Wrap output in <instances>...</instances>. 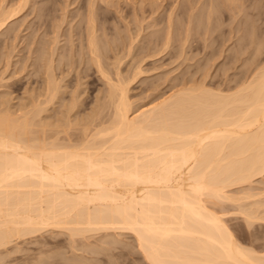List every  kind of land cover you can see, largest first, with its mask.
Returning a JSON list of instances; mask_svg holds the SVG:
<instances>
[{"label": "bare ground", "instance_id": "bare-ground-1", "mask_svg": "<svg viewBox=\"0 0 264 264\" xmlns=\"http://www.w3.org/2000/svg\"><path fill=\"white\" fill-rule=\"evenodd\" d=\"M11 1L13 4L16 2V0ZM30 1L19 0L16 6L12 5L8 8L12 4L10 2L7 4L8 9L4 8L6 4L3 8L0 5V35L11 29L9 26L12 24L11 20L30 4L28 3ZM79 1L82 2V0ZM90 1L88 0L87 3L92 5L89 4V8L86 6L87 15L84 13L86 15L85 29L82 26V30L78 27L79 31L78 28L77 30L73 28L76 31L71 29L69 34L65 31H63L64 34H60L59 29L55 31L57 26L54 24L53 29L56 34L53 35L54 38L52 37L53 41H49L50 47L47 44L44 46L48 43V39L45 42L44 40L39 42L37 39L43 44H40L39 48L36 47L34 52L37 56L31 57L39 58L38 62L32 61L34 65H37L36 68L42 70L44 77L43 74H39L37 68V74L43 77V84H40L42 88L38 93L35 88L36 94L31 96V99L28 98L30 95H27L26 98L30 99L28 100L30 104L27 102L18 108H13L6 98H3L4 101L0 103V264H47V261L43 262V257L32 255L33 253L24 256L12 255L23 250L22 246H19L22 243L19 242L20 240L27 236L39 235L47 230L52 232L66 230L65 232L69 233V238L72 240L76 239V236L85 238L100 231H128L134 235L138 249L151 264H264V253L260 254L261 252L255 251L254 248L246 247L237 241L233 230L226 223L227 220L213 209L216 207L213 205L218 203L251 199L247 204L239 203L238 210L243 214L247 224L256 220L264 221V188L259 187V190L254 191L257 188L251 187L257 176L264 175V0H208L207 2L204 0L202 4H200L201 0H185V3H182L185 6H181L183 9L181 8L179 13L176 10L180 9L181 2L178 4V0H174V2L171 1L172 3L169 1L171 5L169 4L164 15L159 12V8L164 4L160 3V0V2L135 0L133 1L135 6L130 7L133 15L131 12L129 14L133 17V21L136 19L140 22V24L138 22L139 25L134 23L138 28L132 25V27L135 26L136 32L133 33L134 29L130 28L131 25L127 22L130 32L127 29V34L126 26H123L121 28L125 29L123 30L127 35L122 34L123 36L119 37V34L118 36L116 34L114 39V34L111 32L110 36L113 35V38H109L110 40L106 38L109 34H104L107 30L105 26L110 24L104 25L99 19L98 22L101 24L97 22L98 15L95 10L98 11L96 8L100 4L95 7V1L93 3ZM102 1H105L106 5L110 3V8L112 5L118 7L117 1ZM47 2L50 0L45 1L46 5ZM74 2L76 3V0L71 4L73 5ZM126 2L128 3V0ZM203 3V7L208 6L206 7L208 10L205 9L207 21L209 18L212 20L211 28L208 27L211 32L207 28L208 23L206 22L207 25H205V20L202 22L204 18H200L201 12H197ZM1 4L4 5V1ZM37 5L35 4L36 8ZM106 5L104 4V7ZM59 7L62 9V5ZM115 9L117 11V8ZM44 10L41 8V11ZM57 10L55 12H58ZM103 10L106 12V9ZM31 12L30 10L29 14ZM47 12L50 13L46 10ZM118 12L116 13L119 15ZM123 14L125 15V12ZM37 18L35 20H38ZM147 18L148 22L149 18L153 22L150 21L144 26L143 20ZM179 19L182 20L181 24ZM10 21L11 24H9ZM72 21L75 23V20ZM103 21L105 22L104 19ZM110 21L107 20V22ZM130 21L133 22L132 19ZM114 22L115 20L112 24ZM78 23L80 24V20ZM202 23L203 26L200 28L205 25V31L204 28L200 31L199 26ZM47 24L49 28V23ZM114 24L116 25V22ZM159 24L160 28L157 27ZM63 25L66 24L61 26ZM41 27L43 28L42 25ZM116 27L118 26L114 28ZM152 28L153 30H150ZM36 30H33L34 33ZM98 30L103 31L106 37H101ZM197 30L203 32L202 35L208 33L213 35V38L212 36L210 38L215 46L214 48L211 46L213 49L211 57L223 60V66L218 68L217 72L214 71L217 74L214 79L212 78V81L215 80L213 87L206 88V85L199 84L200 82L198 85L191 84L192 81L195 83V79L189 82L192 86L188 84L189 87H184L185 77L182 88H177V91L168 95L164 93L166 96L162 93L159 94L160 96L151 98L148 105L146 104L147 107L134 108V102L132 103L128 94L130 84L138 81L140 77L143 79L147 71H152L149 63L163 62L166 55L171 57L169 58L171 62L173 58L176 60L184 57L185 44ZM48 33L52 34V30ZM61 35H65L67 39L65 44H68V41L71 43L69 47L70 44L64 45L66 52L62 44L58 47ZM74 35L77 36L78 43L73 40ZM29 36L26 40L30 41L32 39H28ZM200 37L203 38V36ZM205 37L207 38V35ZM191 39L194 40L195 37ZM74 42L78 49L75 48L77 46ZM26 43L30 49L32 45L29 46L30 42ZM192 43L196 44V41ZM194 46L196 45H193V48ZM188 47L191 46H186ZM60 49L61 54L66 53L62 55L65 56L66 61L62 59V62L59 59L60 62L57 60L59 63H56L55 57L61 56L55 55V52L58 53ZM190 49H188L189 53H191ZM76 50L79 52V54L76 52L80 58L78 62L75 58L73 59L75 52H72ZM46 51L47 55H45ZM28 52L31 53V50ZM67 53L70 55L68 56ZM204 56L203 58L208 55ZM185 57L186 61L189 55L188 58ZM191 57L192 55L189 59L193 61L200 60ZM5 58L8 57L5 56ZM110 58L114 59L111 63H109L110 60L107 61ZM127 59L128 62L132 61L128 76L121 69V64ZM220 60H217L218 65L222 64ZM80 61L81 64L86 62L87 66L92 64L95 70H91V66L84 65L83 70L76 69ZM73 63L78 65L75 66ZM147 63L149 70L148 68L145 70L146 67L144 69ZM155 63H153L154 66ZM110 64L112 68L109 67ZM203 66L200 68L204 71ZM65 67L68 68L66 72ZM89 68L90 72L95 71L100 75L97 79H101V82L102 79L105 81H103L104 86L101 84L106 88L102 95L103 101L101 102L97 93L99 96L97 100L100 102L94 100L97 102L95 108L87 104V108L93 109L92 113H88L89 116L86 117L76 118L75 116L72 119L71 113H74L75 109L77 110L76 107L81 104L78 91L75 89L69 102L62 104L63 116L56 121L52 120L54 122L48 121L49 118L46 120L43 114L51 109L55 101L59 99V95L63 98L62 87L65 77L73 72L72 69L77 70L76 76L73 75L75 77H78V71L84 73L86 70V75H83L85 79ZM79 69L82 68L79 67ZM165 74L163 76L167 81ZM156 75L153 76L158 77ZM207 76L204 75L205 78ZM179 79L177 81L180 83ZM155 80L157 79H154V82ZM75 85L72 86L77 87ZM150 85L151 87L146 86L148 88L159 86L151 83ZM169 88L172 89V87ZM157 89L161 91L163 88L155 90ZM146 91L148 92V89ZM155 92L152 94H156ZM58 101L62 102V99ZM48 114L49 111L46 115ZM54 116L57 117V115ZM244 184L248 188L243 196L229 194V188ZM41 244L37 249L44 252L45 243ZM90 244L86 243L87 246ZM97 251L99 250L93 249V252ZM78 262V258H73L66 264ZM85 262L83 263L86 264Z\"/></svg>", "mask_w": 264, "mask_h": 264}, {"label": "rangeland", "instance_id": "rangeland-1", "mask_svg": "<svg viewBox=\"0 0 264 264\" xmlns=\"http://www.w3.org/2000/svg\"><path fill=\"white\" fill-rule=\"evenodd\" d=\"M3 1H4V5H2L1 3H3ZM0 0V5L2 6H0L1 8H3L4 6H5V4H6V7H4L5 9L7 8V4L8 3H10V2H12L11 0ZM17 1H18V3H19V0H16V2L13 4V2H12V4L8 7V8H10L12 5H14V6H16L15 4L17 3ZM36 3H35V2ZM31 0L30 2H28V3H30V4H28L27 6H25L24 7V9H22L23 10V12H22V10L18 13V15H16V17L14 18V19H12L11 21H12V24H11V21H10V23L9 24H11V25H9L10 27H11V29H10V27L8 28V29H10L8 32L7 31H4L5 32V34H3V33H1V35H0V82H2V83H0V94H1V97H0V103L2 102V100L4 101V99L6 98V100H8L7 102H9V104H10V106H13V108H18L20 105H23L24 103H27V104H30V101H28V100H30L32 97L31 96H33V95H35L36 94V92L38 93V91H40L41 90V85L43 84V77H44V74H43V72H42V70L41 69H39L38 67V69H39V74L41 73V75L43 76H40V75H38L37 73V68H36V64L34 65V63H33V61L34 62H38V59H35V58H33V57H36L37 55V53L36 52H34L37 48H39V45L41 44V43H39L40 41L39 40H42V42H43V40H44V42L48 39V43H45V45L44 46H46V44H47V46L48 47H50L48 44H49V41L51 42V41H53V38H54V34H56L55 33V31H58V30H56V29H59L60 31H59V33L61 34V33H67V34H69L70 33V30L72 29L73 31L76 29V28H80V30H82V26H83V28L85 29V26H86V23L84 22V21H86V15H87V12H88V6H90V5H92L91 3H87L88 2V0L86 1L85 0V2H84V0H82V2L81 1H79V0H76V3L74 2L73 3V5L71 4L74 0H72V2H71V0H66L67 1V3H66V1H61V0H55V1H58V2H53L52 0H50V2H47V5L45 4V1L46 0H44V2H43V0ZM38 1V2H37ZM39 1H40V3H39ZM48 1V0H47ZM59 1H61V2H59ZM90 1V0H89ZM92 1V3L95 1V3H96V5H95V7H97L98 6V4H100L96 9H98V11L97 10H95L96 12H97V15L98 16H100V15H102L103 13V17L106 15V13H107V15H108V13H109V18L107 17V15L103 18L102 16H100L99 18H98V16H96L97 17V22L100 20V22L101 23H104V25L105 24H110V25H106L105 26V28L107 29L105 32H104V34L105 35H107V34H109V36H110V33L111 32H113L112 34H114V39H115V35L117 34V36H118V34H119V37L120 36H123L128 30H129V32H130V28H132V29H134V31H133V33L134 32H136L135 30H136V28H138L137 27V24H138V22L139 21H136V19H134V21H133V17L129 14L130 12H131V8H133L134 6H135V0H128V3L126 2L127 0H114L115 2L117 1L118 3V7H116V6H114V5H112L111 6V8H110V3L108 4L107 3V5H106V2L105 1H102V0H91ZM90 1V2H91ZM123 1V2H122ZM134 1V2H133ZM161 1V2H160ZM158 0V2H160V3H164V4H162L161 6L163 7H161V8H159L160 10H159V12H161V13H163V14H161V15H164V14H166V12H167V9L169 8L168 6H169V4L171 5V3L172 2H174V0ZM169 1L171 2V3H169ZM183 1V2H182ZM178 0V4H180V2H181V4L179 5L180 6V9H177L176 11H178V13L183 9L182 7H183V5L185 6V4H183L182 5V3H185V0ZM202 1H204V0H201V3L200 4H202ZM208 0H206L205 2H207ZM7 2V3H6ZM34 2V4H31V3H33ZM45 4H43V3ZM52 2V3H51ZM69 2H71V3H69ZM83 2H84V4H83ZM99 2H101V3H99ZM104 2V3H103ZM168 2V3H167ZM60 3H61V5H62V9H61V7H59V6H61L60 5ZM94 3V4H95ZM102 3H103V6H101L102 5ZM130 3V4H129ZM35 4L37 5V8H38V6H39V9H37L36 8V6H35ZM41 4H43V6L41 5ZM69 4V5H68ZM83 4V5H82ZM90 4V5H89ZM93 4V5H94ZM104 4L106 5L105 7H104ZM199 4V5H200ZM18 5V4H17ZM59 5V6H58ZM76 5V6H75ZM108 5H109V8H108ZM130 5V6H129ZM64 6V7H63ZM78 6V7H77ZM88 8H87V7ZM121 6V7H120ZM128 7V9H127V7ZM132 6V7H131ZM166 8H165V7ZM182 6V7H181ZM201 6H202V8H201ZM204 6V3H203V5H200L199 6V8H200V10L198 9L197 10V12L198 13H200L201 12V14H200V18L202 19V18H204L203 20H202V22H204V20H205V22H204V24L205 25H207V23H208V26H207V28L208 27H210V26H212L211 25V23H212V20H211V18H209V20L207 21V19H206V13L205 12H207V8H208V6L206 5L205 7H203ZM54 7V8H53ZM56 7V8H55ZM58 7V8H57ZM94 7V6H93ZM103 7V8H102ZM117 8V11H116V9L115 8ZM131 7V8H130ZM207 7V8H206ZM0 8V9H1ZM7 8V9H8ZM26 8V9H25ZM31 8H33V9H31ZM41 8L45 11H41ZM60 8V9H59ZM64 8V9H63ZM69 8V9H68ZM76 8V9H75ZM101 8H102V10L103 9H106L105 11L106 12H104V10H103V13H101ZM113 8V9H112ZM130 8V9H129ZM164 8H165V10H164ZM179 8V7H178ZM182 8V9H181ZM32 11L31 12V14H29L30 13V10ZM58 9V10H57ZM115 9V10H114ZM121 10V11H119V10ZM205 9H207V10H205ZM29 10V11H28ZM37 10V11H36ZM46 10H48L50 13H46ZM55 10H57L58 12H55ZM61 10V11H60ZM65 10V11H64ZM75 10H77V12L75 11ZM101 10V11H100ZM108 10H111V11H108ZM129 10V11H128ZM33 11H34V14H33ZM36 11V12H35ZM64 11V12H63ZM69 11V12H68ZM118 12L119 13V15L116 13V12ZM125 12V15L123 14L124 12ZM133 11V10H132ZM202 11H204L203 13H202ZM37 12H39V13H41V14H44L42 17H40L41 16V14H39V13H37ZM60 12H61V14H60ZM76 12V13H75ZM82 12V13H81ZM98 12H100V13H98ZM112 12V13H111ZM121 12H123L122 13V16H120L121 15ZM47 15H46V14ZM65 13H67V15L65 14ZM70 13H73V14H70ZM78 13H80V14H78ZM86 15H85V14ZM111 13V14H110ZM177 13V12H176ZM198 13H197V15H198ZM204 13H205V15H204ZM28 14V15H27ZM62 14H63V16H62ZM77 14V15H76ZM127 14V15H126ZM129 14V15H128ZM131 14L133 15V13L131 12ZM195 14H196V12H195ZM38 15H40V16H38ZM50 15V16H49ZM52 15H53V17H52ZM76 15V16H75ZM111 15V16H110ZM116 15V16H115ZM38 18H37V17ZM48 16H49V18L51 19V20H47V19H49L48 18ZM69 18H68V17ZM80 16V17H79ZM82 16H84V17H82ZM118 16V17H117ZM120 16V17H119ZM126 18H125V17ZM129 16H130V20L132 19V21L133 22H131L130 20H129ZM199 16V15H198ZM201 16H204V17H201ZM38 19V20H35L36 18ZM62 17V18H61ZM63 17H65V19L63 18ZM67 17V18H66ZM76 17L78 18V19H76ZM112 17V18H111ZM128 17V18H127ZM132 17V18H131ZM180 17V16H179ZM179 17H176L177 19L179 18ZM40 18L42 19V20H40ZM44 18V19H43ZM53 18V19H52ZM81 18H84V19H81ZM102 18V19H101ZM106 18H108V19H106ZM114 18V19H113ZM117 18H118V20H117ZM119 18H122L123 19V21H121L122 19H120L119 20ZM124 18L127 20L128 19V21H124ZM183 18V17H182ZM16 19V20H15ZM99 19V20H98ZM103 19L105 20V22L103 21ZM110 19L113 21V20H115V22H116V25L114 24V26H113V24H112V21H110ZM196 19H197V17H196ZM15 22H14V21ZM44 20V21H43ZM52 20H53V22H52ZM72 20H75V23H74V21H72ZM80 20V24L78 23L77 24V22ZM107 20H109L110 22H107ZM148 20V18L147 19H145V20H143L144 21V23H143V21H142V23H143V25L145 26L147 23H150V21L151 22H153L152 20H150V18H149V22L147 21ZM176 20V19H175ZM180 20V23L179 24H181L182 22V20L181 19H179ZM36 21V22H35ZM65 21V22H64ZM67 21V22H66ZM70 21V22H69ZM147 21V22H146ZM201 21V20H200ZM25 22V23H24ZM32 22V23H31ZM43 22V23H42ZM51 22H52V25H51ZM69 22V23H68ZM71 22H73V23H71ZM100 22H98V24H101ZM118 22V23H117ZM127 22H128V24L129 25H131L130 26V28H129V25L127 24ZM129 22H131V23H129ZM177 22H179L178 20H177ZM207 22V23H206ZM211 22V23H210ZM16 23V24H15ZM37 23H39L38 24V26H34V25H37ZM45 23H46V25H45ZM47 23H49V28L47 27L48 26V24ZM71 23V24H70ZM85 23V24H84ZM119 23H122V24H126V25H122V24H119ZM134 23H137V24H134ZM210 23V24H209ZM15 24V25H14ZM43 26V28L41 27V25ZM44 24V25H43ZM55 24V25H54ZM62 24H66V25H63V26H61ZM82 24V25H81ZM111 24H112V26H111ZM117 24H119V25H117ZM135 25L136 26V28H135V26H133L132 27V25ZM139 24H140V22H139ZM138 24V25H139ZM30 25V26H29ZM33 25V26H32ZM40 25V26H39ZM53 25L54 26H57V27H55V31H54V27H53ZM68 25H73V26H68ZM78 25V26H77ZM205 25H204V27H202V28H200L201 26H203V23H202V25H200L199 26V28H200V31H202L201 29H203L204 28V31H205ZM14 26H15V29H14ZM47 27V29H46V27ZM67 26V27H66ZM81 26V27H80ZM115 26H118V27H116V29L114 28ZM123 26H126V32H124V28H121V27H123ZM127 26H128V28H127ZM162 26V25H161ZM20 27V28H19ZM35 27H38V28H35ZM42 29H41V28ZM59 27V28H58ZM62 27V28H61ZM66 27V28H65ZM70 29H69V28ZM113 27V28H112ZM158 28H160V24H159V26H157ZM31 28V29H30ZM33 28V29H32ZM52 28V29H51ZM69 30H68V29ZM73 28H75V29H73ZM79 28H78V31H79ZM110 28V32L108 31V29ZM118 28V29H117ZM156 28V27H155ZM211 28V27H210ZM210 28H208L209 29V31H210ZM14 29V30H13ZM36 30V29H38V30H36L35 31V33H34V31L33 30ZM39 29H40V31H39ZM44 29H46V30H44ZM114 29V30H113ZM124 29V30H123ZM128 29V30H127ZM132 29H131V33H132ZM157 29V28H156ZM12 30V31H11ZM31 30H32V33H31ZM49 30V31H48ZM51 30H52V34H49L48 32H50L51 33ZM77 30V29H76ZM75 30V31H76ZM117 30H119V31H116ZM150 30H153V28L152 29H150ZM158 30V29H157ZM38 31H39V34H38ZM44 31V32H43ZM47 31V32H46ZM63 31H65V32H63ZM68 31V32H67ZM73 31H71L72 33H73ZM100 31V33H99V35L101 36V37H106L102 32L103 31H101V30H98L97 32H99ZM146 31H148L149 32V30L148 29H146ZM146 31H144V32H146ZM7 32V33H6ZM10 32H12V33H10ZM30 32V33H29ZM54 32V33H53ZM107 32V33H106ZM116 32V33H115ZM124 32V33H123ZM144 32H142V33H144ZM148 32H146V34L148 33ZM211 32V31H210ZM16 33V34H15ZM44 33V34H43ZM47 33H48V35H47ZM203 34V32H199V30H197V32H195V34H193V36H191L190 37V40L189 41H187L186 42V46H191L190 48L188 47V48H186V46H185V49H186V51H185V53L187 54H185L184 53V57H185V55L187 56V57H185V58H188V55H189V58H190V56L192 55V57L191 58H198V59H200V60H198V62H197V60L196 61H193L192 59H186V61H185V59H184V57L182 56V58H177L176 60L173 58V59H171L172 60V62L170 61V59L169 58H171L170 56L169 57H166V56H164L165 57V61L163 60V62L162 61H160V63H162V64H160L159 63V61H158V63H155V62H153V60H152V62L153 63H155V66L153 65V63H149V67H151V69L150 70H152V71H147L146 73H144L145 74V76H144V74H143V76L144 77H147V78H144L143 77V79L140 77V79H138V81H135V82H133V83H131L130 84V88H129V95H130V100L132 101V103H133V106H134V108H137V107H139V106H144V107H147V105H148V102H150L151 101V98H155V97H157L159 94L161 95L162 93L164 94H171V92L173 93L175 90L177 91L178 89H180V88H182V84H183V82H184V79H185V77H186V80H185V82H184V84H183V86L184 87H189V85H190V83L191 84H193V85H198V83L199 84H202V83H204V86L206 87V88H212L213 87V85L212 84H214V81H212V78L214 79L215 77L214 76H216V74L217 73H215V72H217L218 71V68H221L222 66H223V60L221 59H214L213 57H211L212 55H211V50H213L212 49V47L211 46H213V48H214V42H213V40H212V38H213V35L211 34V33H208V34H210V35H208V34H204V35H202ZM8 34H10V35H8ZM32 34V35H31ZM73 34H76L75 32L73 33ZM98 34V33H97ZM102 34H103V36H102ZM121 34V35H120ZM123 34V35H122ZM127 34H128V32H127ZM127 34H125V35H127ZM201 34V35H200ZM6 35V36H5ZM8 35V36H7ZM28 35H30L29 37H28V39L29 38H31L32 40H26L27 39V36ZM51 35V36H50ZM124 35V36H125ZM207 35V38L205 37ZM37 36V37H36ZM41 36H42V38H41ZM62 36V35H61ZM65 36V35H64ZM64 36H62L64 39L62 40V37H59V44H58V47H61V44L63 45L62 47L64 48V45L65 46H67L68 44H70V45H68V47L69 46H71V43L68 41V44L66 45L65 44V42H67L66 40V38L64 37ZM108 35H107V39H109V38H111L112 36H110L109 37ZM200 36H203V38L201 39V37ZM209 36V37H208ZM212 36V38H210ZM34 37V38H33ZM39 37L41 38V39H39ZM53 37V38H52ZM73 37H75V38H73ZM72 38H73V40H75L76 41V43H78V40H76V38H77V36L76 35H74ZM112 37V38H113ZM118 37V38H119ZM153 37H154V35H153ZM193 37H195V39H196V37H197V39H199L198 40V42H197V39L195 40H193V39H191V38H193ZM44 38H46V39H44ZM52 38V39H51ZM205 38V39H204ZM209 38V40L207 41V39ZM9 39V40H8ZM37 39H38V41H37ZM114 39H112V40H114ZM211 39V40H210ZM61 40V41H60ZM65 40V41H64ZM110 40V39H109ZM116 40H118L117 38H116ZM120 40V39H119ZM192 40V41H191ZM201 40V41H200ZM4 41V42H3ZM13 41V42H12ZM25 41V42H24ZM64 41V42H63ZM194 41V43H195V41H196V44H193L192 42ZM200 41V42H199ZM15 42V43H14ZM26 42H30V45L29 46H31L30 47V49H29V47H28V44L26 43ZM63 42V43H62ZM112 42V41H111ZM115 42H117V41H115ZM190 42V43H189ZM203 42V43H202ZM205 42H207V43H205ZM210 42V43H209ZM213 42V43H212ZM7 43V44H6ZM33 43V44H32ZM35 43V44H34ZM75 43V42H74ZM76 43L74 44L75 46H77L76 45ZM189 43V44H188ZM200 43V44H199ZM205 43V44H204ZM26 44V45H25ZM43 44V43H42ZM41 44V45H42ZM175 44H177V43H175ZM191 44V45H190ZM198 44V45H197ZM23 45V46H22ZM37 45V46H36ZM40 45V46H41ZM193 45H196L197 47H199L200 45V47L199 48H197L196 46H194L195 48H193ZM203 45V46H202ZM206 47H205V46ZM225 45V44H224ZM227 45H228V43L225 45V48H227ZM25 46H26V48H28L29 50H27L26 48H25ZM35 46V47H34ZM74 46V47H75ZM210 46V47H209ZM230 46H233V45H230ZM33 47V49H31ZM37 47V48H36ZM66 48V49H68V53H69V48ZM201 47H203L202 49H201ZM16 50H15V49ZM63 48H62V51H63ZM72 48V47H71ZM75 48H77L78 49V46L77 47H75ZM211 48V49H210ZM224 48V49H225ZM19 49V50H18ZM45 49H49V48H47V47H45ZM74 49V48H73ZM188 49H190L191 51V53H189V50ZM194 49V50H193ZM195 49H197V50H195ZM207 49V50H206ZM7 50V51H6ZM13 50V51H12ZM27 50V52L28 51H30L31 50V53L30 52H28V54H27V52H25ZM33 50V51H32ZM193 50V51H192ZM64 51L66 52V50H65V48H64ZM71 51V50H70ZM177 51V50H176ZM197 51H199V53L197 52ZM202 51V52H201ZM2 52V53H1ZM34 52V53H33ZM75 52V57L73 56V59L75 58L76 59V61L78 62V59H80L79 58V55H77V54H79V52H77V50L76 51H73L72 53H74ZM76 52H77V54H76ZM196 54V56H195V54ZM226 52H227V50H226ZM5 53V54H4ZM30 53V54H29ZM36 53V54H35ZM57 52H55V55H57V56H61L60 58H57V57H55L56 58V63H59L60 61H62V59H63V61L65 60L66 61V59H64L65 58V56H62V55H65V54H61V49L60 50H58V53L56 54ZM64 53V52H63ZM67 53V54H68ZM71 53V52H70ZM71 53V54H72ZM198 53V54H197ZM210 53V54H209ZM24 54H26V55H24ZM33 54V55H32ZM59 54V55H58ZM203 54V55H202ZM210 55L209 57L208 56H206V55ZM10 55V56H9ZM28 55H30L29 57H28ZM45 55H47V51H46V54ZM70 54H68V56H69ZM168 55H170V54H168ZM206 57H205V56ZM5 56L6 57H8V58H5ZM23 56V57H22ZM26 56V57H25ZM31 56H33V57H31ZM86 56V55H85ZM198 56V57H197ZM203 56L205 57V58H203ZM19 57V58H18ZM76 57H78V58H76ZM201 57V58H200ZM27 58V59H26ZM29 58V59H28ZM68 58V57H67ZM71 58V57H70ZM208 58V59H207ZM212 58V59H211ZM222 58V57H221ZM21 59V60H20ZM59 59H61L60 61H59ZM69 59V58H68ZM129 59V58H128ZM128 59H127V61L125 62H123V64H121V69H122V71H123V73L124 74H126L127 76L130 74V73H128V71L130 70V68L132 67V61L131 62H128ZM180 61H179V60ZM184 60V62H182L183 60ZM203 59H204V61H203ZM33 60V61H32ZM57 60L59 61V62H57ZM70 60V59H69ZM109 60H110V62H109ZM159 60H161V59H159ZM177 61L178 60V62L177 63H175V61ZM205 60H207V61H205ZM212 61V62H210V61ZM216 61V63H215V61ZM217 60H220V63H222V64H220V65H218L219 64V61L217 62ZM11 61V62H10ZM62 61V62H63ZM107 61L109 62V63H111V62H113L114 61V59H112L111 60V58L110 59H107ZM156 61V60H155ZM169 61V62H168ZM190 63H189V62ZM214 61V62H213ZM13 62V63H12ZM33 64H32V63ZM151 62V61H150ZM157 62V61H156ZM197 62V63H196ZM200 62V63H199ZM206 62V63H205ZM210 62V63H209ZM84 63H86V62H83L82 64H81V61H80V64H79V66H77L78 65V63H77V65H75L76 63H73L75 66H77L76 67V69L78 68V70H83V68H85V67H89V66H91L92 64H90L89 66H87L88 64L86 63V65L84 64ZM125 63V64H124ZM148 63L147 64H145L144 65V69H145V67H146V69L145 70H147V68H148V70H149V67L148 66H146V65H148ZM183 63V64H182ZM185 63V64H184ZM201 63H203L201 66H203L204 64H206V66L204 65L203 67H205L204 68V71H203V68L201 69L200 67L201 66H199V64H201ZM218 63V64H217ZM32 64V65H31ZM126 64H127V67H126ZM151 64H152V66H151ZM160 64V65H159ZM182 64V65H181ZM31 65V66H30ZM34 65V66H33ZM82 65V66H81ZM85 67H84V66ZM122 65H123V67H122ZM32 66H33V68L35 69H33L32 68ZM154 66V67H153ZM158 66V67H157ZM199 66V67H198ZM30 67V68H29ZM79 67L80 68H82V69H79ZM94 67V66H93ZM109 67H111L112 68V65L110 64V66ZM130 67V68H129ZM157 67V68H156ZM8 68V69H7ZM41 68V67H40ZM62 68V67H61ZM155 70H154V69ZM206 68H208L207 70H208V72H207V70H206ZM33 69V70H32ZM66 69H68V68H66L65 67V72H66ZM76 69H72V71L73 72H70V74L69 75H67V77H65V80L63 81L64 83H63V91H62V93H64V95H63V98H62V96L61 95H59V99L61 100L62 99V102H60V101H55L56 103H54L53 104V106L51 107V109H50V107H49V109L50 110H48L49 111V114L48 115H46L47 114V112L48 111H46L44 114H43V116L44 117H46V120H47V118H49L48 119V121H52V120H54V121H56V120H58V118L60 119L63 115H62V113L64 112L63 111V109L64 108H61V107H63V103H67V102H69V99L72 97V95H73V92H74V90L76 89L77 91H78V93L77 94H79V100H80V103L81 104H79L76 108H77V110L75 109V111H74V113H71V118L73 119V118H75V116H76V118H81L82 116L83 117H86V116H89V114H91L92 113V111H93V109L95 108V106H96V104H97V102L99 103L100 102V100H101V102L103 101L102 100V98H103V91L105 92V87H102V86H104V80L102 79V82H101V79L99 80V78H100V75L99 74H96L97 72H95V71H91L90 72V68L89 69H87V70H89V72L87 71V74H88V76H86L85 77V79H87L86 81H85V79H84V76L86 75V70H84V73L82 72V71H78L79 73L80 72H82V73H80V74H82L81 76H80V74L79 73H77V76L78 77H75L76 76ZM215 69V70H214ZM217 69V70H216ZM60 70V69H59ZM59 70H57V73L58 74H60V71ZM91 70H95V68H92V66H91ZM16 71V72H15ZM34 73H33V72ZM166 71V72H165ZM195 71V72H194ZM215 71V72H214ZM4 72H5V74H4ZM161 72H163L161 75H160V73ZM75 73V74H74ZM164 73H166L165 74V77H166V80L167 81H165V79H164V76H163V74ZM208 74V76H207V74ZM37 74V75H36ZM79 74V75H78ZM93 74H96V75H93ZM156 74H158V75H156ZM194 76V77H191L192 75ZM2 75V76H1ZM73 75H75V76H73ZM84 75V76H83ZM156 75V76H158V77H154V76ZM204 75L205 76H207L206 78L204 77ZM80 76V77H79ZM90 76H93V77H90ZM152 76H153V79H152ZM183 76V77H182ZM190 78H189V77ZM88 77V78H87ZM96 77V78H95ZM97 77H99L98 79H97ZM149 77H151L150 79H149ZM161 77H163V78H161ZM188 77V78H187ZM75 78V79H74ZM89 78H92V79H89ZM159 78H161V79H159ZM170 80H169V79ZM180 80V83L177 81L178 79ZM181 78L183 79L182 81H181ZM192 78V79H191ZM38 79V80H37ZM41 80V83H40V80ZM97 79V80H96ZM154 79H157V80H159V82H157V80H155L156 82H154ZM173 79V80H172ZM195 79V83H192L193 81L192 80H194ZM203 79V80H202ZM81 80V81H80ZM83 80V81H82ZM92 80H94L93 82H92ZM147 80V81H146ZM148 80H149V83H148ZM162 82H161V81ZM169 80V81H168ZM189 80V81H188ZM206 80V81H205ZM37 81V82H36ZM89 81H91V82H89ZM104 81V82H103ZM142 81H144V82H142ZM172 81V82H171ZM174 81V82H173ZM186 81H188V83L186 82ZM190 81H192V82H190ZM198 81V82H197ZM71 82H72V84H71ZM79 82V83H78ZM84 82V83H83ZM190 82V83H189ZM66 83V84H65ZM74 83V84H73ZM75 83H78V84H76L75 85ZM86 83V85H84ZM89 83H91V84H89ZM150 83L151 84H154V86H157V84L160 86H158V87H152V88H150L151 87V85H150ZM163 83V84H162ZM176 83V84H175ZM187 83V84H186ZM197 83V84H196ZM41 84V85H40ZM93 84V85H92ZM101 84H102V86H101ZM149 84V85H148ZM175 84V86H173ZM186 84V85H185ZM189 84V85H188ZM38 85H40L39 87L40 88H38ZM66 85V86H65ZM72 85H75V86H77V87H74V86H72ZM89 85V86H88ZM150 86L149 88L147 87V86ZM167 85H168V87H167ZM170 85V86H169ZM176 85H178L179 87H177ZM93 86V87H92ZM99 86V87H98ZM106 86V85H105ZM145 86L147 87V88H145ZM153 86V85H152ZM190 86H192V85H190ZM210 86H212V87H210ZM82 87V88H81ZM83 87H85V89L83 88ZM101 87V88H100ZM169 87H172V89H170ZM174 87V88H173ZM10 88V89H9ZM35 88H36V92H35ZM74 88V89H73ZM91 88V89H90ZM97 88V89H96ZM101 90V92H100V90ZM104 88V89H103ZM153 88H159V89H162L161 91L160 90H155V89H153ZM178 88V89H177ZM33 90V91H31V90ZM84 89V90H83ZM143 89H144V91H143ZM146 89H148V92L146 91ZM150 89V90H149ZM151 89H153V91L151 90ZM95 90H98L97 92L95 91ZM157 91V92H155V91ZM28 91V92H27ZM32 93H31V92ZM146 91V92H145ZM149 91H151V92H149ZM152 92H155L156 94H154V96H153V94H152ZM4 93V94H3ZM83 93V94H82ZM97 93H98V95L100 96V100H97L98 99V95H97ZM100 93H101V95H100ZM32 94V95H31ZM150 94H152V95H150ZM164 94V95H165ZM8 96V98L6 97V96ZM9 95H10V97H9ZM27 95L29 96L28 98H30V99H28V98H26L27 97ZM80 95H81V98H80ZM148 95V96H147ZM159 95V96H160ZM65 96H66V99H65ZM166 96V95H165ZM69 97V98H68ZM84 97V98H83ZM4 98V99H3ZM68 98V99H67ZM94 98V99H93ZM10 99V100H9ZM93 99V101L95 100V101H97V102H90V103H88L89 101H91ZM104 99V98H103ZM65 100V101H64ZM160 100V99H159ZM158 101V100H157ZM84 102V103H83ZM147 102V103H146ZM14 103V104H13ZM58 103V104H57ZM59 103H60V105H59ZM96 103V104H95ZM83 104H85L84 106H83ZM87 104H89V107H91V108H93V109H89V108H87L88 107V105ZM95 104V105H94ZM140 104H142V105H140ZM147 104V105H146ZM3 105V104H2ZM58 105V106H57ZM81 105V106H80ZM87 105V106H86ZM15 106H17V107H15ZM86 106V107H85ZM85 107V108H84ZM82 108V109H81ZM53 109V110H52ZM54 109H56V111L54 110ZM84 110L83 112L81 111V110ZM87 109H89V110H87ZM59 112H58V111ZM79 110V111H78ZM51 111V112H50ZM61 111H63V112H61ZM61 112V113H60ZM87 112V113H86ZM56 113V114H55ZM59 113V114H58ZM80 113L82 114V115H80ZM85 113V114H84ZM89 113V114H88ZM57 115V117L56 116H54V115ZM61 114V115H60ZM75 114H77V115H75ZM84 114V115H83ZM51 115V116H50ZM58 115H59V117H58ZM50 116V117H49ZM54 117V119H52ZM54 121H52V122H54ZM251 187H256L257 189H255L254 191H257V190H259V187L262 189V187L264 188V175L263 176H257L256 178H255V181L253 182V184H252V186ZM247 185L246 184H244V185H236V186H233V187H231V188H229L228 190H229V194L230 195H235V196H238V197H240V196H243L244 195V193L246 192V190H247ZM242 201H240V202H224V203H218V204H216V205H213V206H216V207H213V209H215L214 211H217V213H219V214H222L223 216H224V219H226L227 221H226V223L229 225V227L231 228V230H233L232 232H234V236L236 237V239H238L237 241H239V242H241V244H243V245H245L246 247H248V246H250L251 248H254V250L255 251H257V252H261L260 254H262V253H264V221L263 220H256V222H253V223H250V224H247L246 223V221H245V219L243 218V214L242 213H240V211L238 210V206H239V203H245V204H247L249 201H251V199H241ZM244 201V202H243ZM234 203V204H233ZM237 204V205H236ZM245 204H243V205H245ZM238 211V212H237ZM66 230H54V232H52L51 230H47L46 232H41L39 235H36V237H35V235L32 237V236H27V237H25L24 239H22V240H20L19 242H22L21 244H19V246H22V248H23V250L22 251H20V252H17V253H13L12 255L13 256H24V255H26V254H30V253H33L32 255H40L41 257H43L44 259H43V262L44 261H47L49 264H66V262H68L69 260H71V259H75V258H78L79 259V262L77 263V264H84L83 262H85L86 264H151L150 262H148L145 258H144V255L140 252V250L138 249V247H137V242H136V240H135V238H134V235H132L130 232H128V231H118V230H116L115 232L113 231V230H110V231H107V232H105V231H100V233L99 232H96V233H94V234H92V236L90 235V236H88V237H79V236H76L75 238L76 239H73L74 240V244H73V240H72V238H69L70 236H69V233L68 232H65ZM57 232V233H56ZM58 232L60 233V234H58ZM105 232V233H104ZM68 234V235H67ZM105 234V235H104ZM97 235V236H96ZM102 237H101V236ZM111 235V236H110ZM29 237V238H28ZM79 237V238H78ZM26 238H27V240H26ZM81 238V239H80ZM88 238V239H87ZM103 238V239H102ZM29 239V240H28ZM31 239V240H30ZM37 239V240H36ZM80 239V240H79ZM114 239V240H113ZM24 240V241H23ZM26 241V242H25ZM71 241H72V244H71ZM77 241V242H76ZM86 241V242H85ZM111 241V242H110ZM40 242H42V244L40 243ZM81 242H83L82 244H81ZM108 242V243H107ZM23 243H24V245H23ZM43 243H45L44 245H43ZM86 243H88V245L90 244V246H87L86 245ZM40 244L41 245H43L44 247V249H43V251L44 252H40L37 248L40 246ZM86 245V248H85V245ZM82 245H84V246H82ZM101 245V246H100ZM102 247V248H101ZM131 247H133V249L131 248ZM97 249V250H99V251H97V252H93V249ZM84 249V250H83ZM87 249H89L88 251H87ZM92 250V251H91ZM45 251H46V253H45ZM90 252H92V253H90ZM95 253V254H94ZM74 255V256H73ZM79 255V256H78ZM80 257H82V258H80ZM85 257V258H84ZM46 259V260H45ZM84 259V260H83ZM81 261V262H80ZM88 262V263H87ZM47 263V264H48Z\"/></svg>", "mask_w": 264, "mask_h": 264}]
</instances>
